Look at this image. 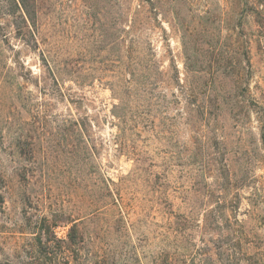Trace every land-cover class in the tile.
I'll use <instances>...</instances> for the list:
<instances>
[{"label": "rangeland", "instance_id": "374dc122", "mask_svg": "<svg viewBox=\"0 0 264 264\" xmlns=\"http://www.w3.org/2000/svg\"><path fill=\"white\" fill-rule=\"evenodd\" d=\"M139 1L28 0L27 14L0 0V264L260 263L264 0L190 2L224 27V52L232 29L248 39L242 83L203 44L202 68L186 67L167 0L147 7L133 56L117 48ZM152 58L154 93L124 66L154 76ZM171 58L197 85L189 113Z\"/></svg>", "mask_w": 264, "mask_h": 264}, {"label": "trees", "instance_id": "16d2710c", "mask_svg": "<svg viewBox=\"0 0 264 264\" xmlns=\"http://www.w3.org/2000/svg\"><path fill=\"white\" fill-rule=\"evenodd\" d=\"M37 1V0H35ZM170 3V6L173 10L176 23L182 33V46L184 53L186 55V67L187 68H202V65H198L196 61H193V56L198 53L200 46H208V51L212 54L216 51L218 58L216 61L217 69L224 68L225 70H232L236 74V81L242 83L244 81L243 74L251 72V60H250V50L248 47V39H243L240 32L232 29V33L229 36H235L229 44H227V50L223 51V45L225 44V37H223L222 29L219 31L213 26L216 17H214L209 10H205L201 13L192 11L190 5L191 0H167ZM24 11L29 14V9L27 6L28 0H20ZM122 4V3H121ZM120 4V5H121ZM158 0H140L138 5L135 6L134 15L130 20V25L126 30L125 26L118 27V30L124 33H129V31L134 32L133 36L129 39H126L125 35L116 37L115 45L117 48H126V52L133 56V52L140 47V42L137 40V35L141 33L142 27L144 26V13L147 12V7L153 12L156 16L158 14ZM34 15H37V9L33 10ZM156 18V17H155ZM220 23H225L226 20L223 18V15L217 17ZM234 30V31H233ZM199 35L204 36V39L200 41ZM136 37V38H135ZM202 42V43H201ZM120 54V60L123 61V58ZM153 62L147 63L146 69H150L152 74H147V71H138V65L143 64L144 61L140 60L137 63V67L134 65H124L129 72V77H126L130 83L136 84L138 87L143 90H150L153 93L156 90H159L161 80H165L166 71H164L158 62L153 59ZM214 62V61H213ZM215 63V62H214ZM213 67L212 64L209 65ZM169 69L172 72V79L175 83V87L179 92V100L183 105V109H186V112H190L196 104H199V96L197 94L198 89L197 85L188 79L187 82H182L179 76V69L175 60L170 59ZM155 69V70H154ZM132 70V71H130ZM169 71V70H168ZM208 84V83H205ZM212 85L215 86V81H212ZM248 86V85H247ZM197 89V90H196ZM208 97H205L207 101ZM211 98V97H210ZM215 99V98H214ZM216 100V99H215ZM207 105V104H206ZM204 105V106H206ZM261 137L264 144V117L261 119ZM259 264H264V253L262 254L261 261Z\"/></svg>", "mask_w": 264, "mask_h": 264}]
</instances>
